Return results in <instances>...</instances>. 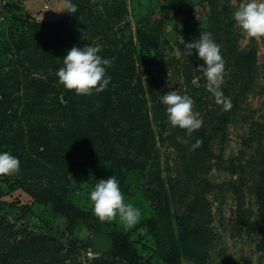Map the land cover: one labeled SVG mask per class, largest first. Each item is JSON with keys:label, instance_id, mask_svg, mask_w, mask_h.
Listing matches in <instances>:
<instances>
[{"label": "rangeland", "instance_id": "obj_1", "mask_svg": "<svg viewBox=\"0 0 264 264\" xmlns=\"http://www.w3.org/2000/svg\"><path fill=\"white\" fill-rule=\"evenodd\" d=\"M75 1L83 6L82 35L105 33L121 53L132 48L135 72L111 99L51 105L53 113L39 120L45 130L30 133L23 121L19 144H0L21 162L18 174L0 176V264H128L111 253L114 230L127 235L142 264H264V37L249 38L235 23L240 0ZM62 7L63 0H0L1 77L16 64L13 47L31 33L30 19L56 21L67 15ZM204 31L225 60V96L235 97L232 71L253 67L251 79L244 73L234 81L241 91L244 82L249 87L232 110L209 91L197 66L202 58L195 49L187 56L180 43ZM172 90L191 96L203 117L191 136L167 119L160 98ZM213 115L224 119L218 130L209 128ZM113 174L142 212L130 228L119 216L101 222L92 211L89 192ZM90 251L100 256L89 260Z\"/></svg>", "mask_w": 264, "mask_h": 264}, {"label": "trees", "instance_id": "obj_2", "mask_svg": "<svg viewBox=\"0 0 264 264\" xmlns=\"http://www.w3.org/2000/svg\"><path fill=\"white\" fill-rule=\"evenodd\" d=\"M74 3L78 6L77 10L75 12L66 11L67 15L56 21L42 23L30 19L31 21L28 23L32 25L31 33L15 43L13 48H16L15 51H17L16 64L7 76H0V125L3 127L0 144L4 143L12 148L19 144L20 138L14 136L21 132L18 129L23 121L30 128V133L35 130H45L46 127L39 120L43 121V117L53 113L52 106L59 109L62 107L63 109L69 108L72 103L80 102L79 98L82 97H90L95 101L106 100L105 98L111 99L110 94H113L112 90L115 89V86L123 83L134 74L132 48L126 47L125 52L121 53L117 49L118 41L116 39L110 41L105 33H94L95 37L97 35L103 36L100 37L99 42H93L95 37L91 40L87 39L82 35V30L85 28L80 25L82 22L77 19L78 13L83 9V6H79L76 1ZM55 26H58V30L54 29ZM103 29L104 26L102 24L95 31L100 33ZM69 38L76 41L78 47L95 43L102 45L100 54L111 60V66L107 67V73L111 76V80L108 87L103 91H93L91 94L79 95L74 90L66 89L62 84L58 83L56 72L63 66V57L67 54V50L70 49ZM105 39L108 42H105ZM194 39H196L195 36L190 37L187 41ZM252 53L253 51H250V53L245 54L246 58H251ZM248 63H250V59H248ZM252 71L253 67L232 71V80H230L229 86L233 93L235 92V97L231 98V110L238 105L239 95L249 87V83L244 82L246 88L243 83L242 91L239 88H235L234 81H236V77L240 78L246 73L248 79H251ZM197 81L198 85L204 83L203 81ZM191 84L198 86L193 80ZM148 91L151 93L150 87H148ZM47 101L50 104L46 103ZM103 102L98 105L99 110L104 106ZM112 109L105 108L103 111H108L109 113ZM225 119L227 120L228 118ZM222 122H224V119L221 120L218 116L213 115L208 122L211 126L207 127L218 130L220 129L219 124ZM203 129V132H205V128ZM112 167L117 173H122L117 161L114 160L112 162ZM250 225L257 229L255 222H251ZM260 232L263 235L264 229H260ZM110 239L111 253L114 257L122 258L128 264H142V258L137 254L126 234L114 230L111 232Z\"/></svg>", "mask_w": 264, "mask_h": 264}, {"label": "clouds", "instance_id": "obj_3", "mask_svg": "<svg viewBox=\"0 0 264 264\" xmlns=\"http://www.w3.org/2000/svg\"><path fill=\"white\" fill-rule=\"evenodd\" d=\"M61 9L75 12L77 5L73 0H63ZM233 19L249 38L264 37V0H240L233 11ZM169 31H173V25H169ZM180 43L184 45V53L187 56L195 49L197 57L202 58L204 63L197 66L206 77L209 91L225 110L230 109L231 99L224 95L221 88L224 81L225 60L213 34L210 31H204L198 38L188 42L182 38ZM101 50L102 45L99 43L86 44L82 47L74 45L68 49L63 57V66L56 72L58 83L79 95L103 91L111 80V76L107 73L111 60L102 56ZM160 100L166 106L170 124L184 129L185 136H191L193 131L203 125V117L194 111V100L188 94L172 90L163 94ZM176 139L180 143H188L185 137L177 136ZM201 142V139L197 138L191 144V149L199 147ZM20 168L21 162L18 156L9 150L0 151V176L18 174ZM89 199L93 213L101 222L111 221L119 216L124 225L130 228L141 219V209L126 200L120 181L114 174L96 181L89 192ZM99 256V252L88 253L89 260Z\"/></svg>", "mask_w": 264, "mask_h": 264}]
</instances>
